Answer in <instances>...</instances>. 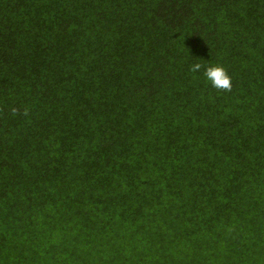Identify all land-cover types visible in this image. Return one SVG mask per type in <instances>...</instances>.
<instances>
[{
  "label": "trees",
  "instance_id": "1",
  "mask_svg": "<svg viewBox=\"0 0 264 264\" xmlns=\"http://www.w3.org/2000/svg\"><path fill=\"white\" fill-rule=\"evenodd\" d=\"M0 264H264V0H0Z\"/></svg>",
  "mask_w": 264,
  "mask_h": 264
},
{
  "label": "clouds",
  "instance_id": "2",
  "mask_svg": "<svg viewBox=\"0 0 264 264\" xmlns=\"http://www.w3.org/2000/svg\"><path fill=\"white\" fill-rule=\"evenodd\" d=\"M203 70V75L211 86L220 93H231L233 90V79L228 69L221 64L205 66L200 62H195L189 66L191 73H199ZM18 109L13 108L12 114H18ZM28 114V109H24V115Z\"/></svg>",
  "mask_w": 264,
  "mask_h": 264
}]
</instances>
